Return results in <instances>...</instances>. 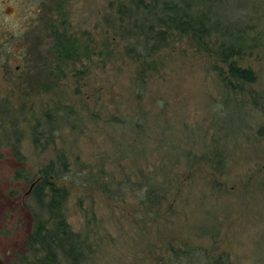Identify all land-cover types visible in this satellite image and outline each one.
<instances>
[{
  "label": "rangeland",
  "instance_id": "obj_1",
  "mask_svg": "<svg viewBox=\"0 0 264 264\" xmlns=\"http://www.w3.org/2000/svg\"><path fill=\"white\" fill-rule=\"evenodd\" d=\"M185 1L202 32L158 41L127 0H0V264H41L54 182L57 264H264V0Z\"/></svg>",
  "mask_w": 264,
  "mask_h": 264
},
{
  "label": "trees",
  "instance_id": "obj_2",
  "mask_svg": "<svg viewBox=\"0 0 264 264\" xmlns=\"http://www.w3.org/2000/svg\"><path fill=\"white\" fill-rule=\"evenodd\" d=\"M127 0V7H118V13L126 17H135L141 19V15H151L153 21L159 28L157 34L153 38L159 40H167L175 33L179 35H193L198 36L202 32L204 22L194 16L190 6H185V0ZM188 3V2H187ZM155 27V25H154ZM156 29V28H155ZM53 44L48 52L53 55L51 60L54 63V85L63 77L64 66L68 65L76 52L74 42L67 34L61 33L54 27L52 33ZM229 52V51H228ZM228 52H223V59L227 62L228 77L224 79H235L238 81L254 82L256 79L255 73L250 68H242L236 65L234 59H231ZM47 60V58H46ZM230 83V81L228 82ZM260 135L264 136V125L258 131ZM56 172L54 170V176ZM50 201L47 204L52 219L49 225L47 220L42 219L35 235L37 236L39 245L41 247L42 256L39 259L41 264H57L58 253L66 258L71 256L72 246H66L64 241H71L75 238L68 227V224L62 213V206L66 198V189L57 184L51 183L49 186ZM153 193L148 191L147 194ZM149 197V196H148Z\"/></svg>",
  "mask_w": 264,
  "mask_h": 264
},
{
  "label": "water",
  "instance_id": "obj_3",
  "mask_svg": "<svg viewBox=\"0 0 264 264\" xmlns=\"http://www.w3.org/2000/svg\"><path fill=\"white\" fill-rule=\"evenodd\" d=\"M36 181H37V180H36ZM36 181H34V182L30 185V187H29V189H28V192H29V190L34 186V184H35Z\"/></svg>",
  "mask_w": 264,
  "mask_h": 264
}]
</instances>
